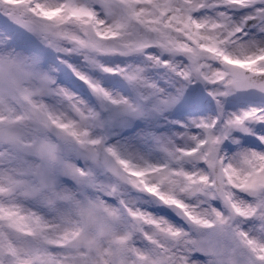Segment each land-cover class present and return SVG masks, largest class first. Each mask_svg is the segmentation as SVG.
<instances>
[{"label":"snow or ice","instance_id":"obj_1","mask_svg":"<svg viewBox=\"0 0 264 264\" xmlns=\"http://www.w3.org/2000/svg\"><path fill=\"white\" fill-rule=\"evenodd\" d=\"M0 264H264V0H0Z\"/></svg>","mask_w":264,"mask_h":264}]
</instances>
